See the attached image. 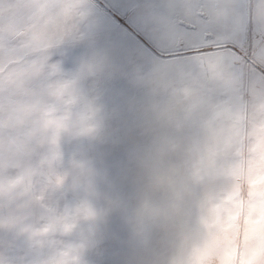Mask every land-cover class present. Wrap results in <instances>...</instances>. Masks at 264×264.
<instances>
[{"label": "clouds", "instance_id": "1", "mask_svg": "<svg viewBox=\"0 0 264 264\" xmlns=\"http://www.w3.org/2000/svg\"><path fill=\"white\" fill-rule=\"evenodd\" d=\"M119 23L147 53L94 0L0 4V264H264V14L125 0Z\"/></svg>", "mask_w": 264, "mask_h": 264}, {"label": "rangeland", "instance_id": "2", "mask_svg": "<svg viewBox=\"0 0 264 264\" xmlns=\"http://www.w3.org/2000/svg\"><path fill=\"white\" fill-rule=\"evenodd\" d=\"M4 0H0L2 4ZM20 3L26 0H18ZM256 4L257 12L264 14V0H253ZM97 6L99 22L113 31L112 40L120 50L124 59H133L140 53H147L148 49L138 39V33L131 27L118 23L119 19L125 15V0H94ZM252 59L256 61L254 67H259V63L264 59V50H255L250 53ZM108 155L101 153V158ZM110 160L114 158L108 156Z\"/></svg>", "mask_w": 264, "mask_h": 264}, {"label": "snow or ice", "instance_id": "3", "mask_svg": "<svg viewBox=\"0 0 264 264\" xmlns=\"http://www.w3.org/2000/svg\"><path fill=\"white\" fill-rule=\"evenodd\" d=\"M118 23H119V21H118Z\"/></svg>", "mask_w": 264, "mask_h": 264}]
</instances>
